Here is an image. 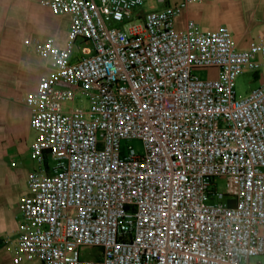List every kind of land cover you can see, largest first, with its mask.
Wrapping results in <instances>:
<instances>
[{
    "label": "built area",
    "instance_id": "built-area-1",
    "mask_svg": "<svg viewBox=\"0 0 264 264\" xmlns=\"http://www.w3.org/2000/svg\"><path fill=\"white\" fill-rule=\"evenodd\" d=\"M148 1L41 0L72 26L64 49L25 42L51 73L26 98L41 167L19 206L15 264L264 256V79L245 97L236 90L241 75L264 72V41L241 50L228 27H177L189 5L207 0L143 12ZM130 140L142 152L123 150ZM86 248L100 253L86 258Z\"/></svg>",
    "mask_w": 264,
    "mask_h": 264
},
{
    "label": "crops",
    "instance_id": "crops-1",
    "mask_svg": "<svg viewBox=\"0 0 264 264\" xmlns=\"http://www.w3.org/2000/svg\"><path fill=\"white\" fill-rule=\"evenodd\" d=\"M180 1L156 2L151 10ZM189 20L204 31L228 27L241 50L248 49L253 41H264V0L191 4L177 18V27L183 28ZM71 26L69 16L53 14L41 0H0V264H15L18 257L19 206L29 195V174L41 167L32 158L37 133L31 128L32 112L26 98L50 75L51 67L49 60L25 49V42L33 37L51 39L64 49ZM79 55L77 48L72 59ZM263 79L264 72L254 77L258 85ZM18 264L41 263L22 259Z\"/></svg>",
    "mask_w": 264,
    "mask_h": 264
},
{
    "label": "rangeland",
    "instance_id": "rangeland-1",
    "mask_svg": "<svg viewBox=\"0 0 264 264\" xmlns=\"http://www.w3.org/2000/svg\"><path fill=\"white\" fill-rule=\"evenodd\" d=\"M157 2V0H149L144 7H142L140 10L143 12H148L151 10V7ZM158 4V3H157ZM194 74H196L199 78L206 80L211 77H215V72L209 70V69H196L194 71ZM258 85V81L254 80V74L253 73H246L238 77L236 80V90L238 97H245L247 96L251 90H253ZM79 105L82 104L84 107H88V101L83 98L82 101H78ZM128 147L134 148L138 152H142L143 145L141 141L138 140H130L123 142V150H127ZM62 157H65V154H62ZM50 164L52 165L53 162L49 160ZM219 190L223 191L225 190V181L219 182ZM100 249L96 248H86L84 251V257L86 258H94L97 255H99ZM35 263V262H34ZM264 264V256L256 257L251 259L250 264Z\"/></svg>",
    "mask_w": 264,
    "mask_h": 264
},
{
    "label": "trees",
    "instance_id": "trees-1",
    "mask_svg": "<svg viewBox=\"0 0 264 264\" xmlns=\"http://www.w3.org/2000/svg\"><path fill=\"white\" fill-rule=\"evenodd\" d=\"M255 75H257V74H255ZM255 75H254V77H255Z\"/></svg>",
    "mask_w": 264,
    "mask_h": 264
}]
</instances>
